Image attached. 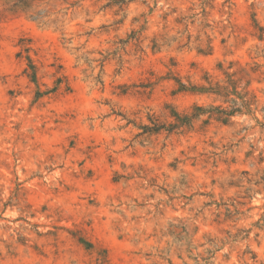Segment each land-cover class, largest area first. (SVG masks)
I'll use <instances>...</instances> for the list:
<instances>
[{
  "label": "rangeland",
  "instance_id": "374dc122",
  "mask_svg": "<svg viewBox=\"0 0 264 264\" xmlns=\"http://www.w3.org/2000/svg\"><path fill=\"white\" fill-rule=\"evenodd\" d=\"M109 1L0 0V264H264V0Z\"/></svg>",
  "mask_w": 264,
  "mask_h": 264
},
{
  "label": "trees",
  "instance_id": "16d2710c",
  "mask_svg": "<svg viewBox=\"0 0 264 264\" xmlns=\"http://www.w3.org/2000/svg\"><path fill=\"white\" fill-rule=\"evenodd\" d=\"M44 1V0H11L10 9L11 10H20L24 13L30 12L32 10H36L38 5L37 2ZM65 1V0H63ZM132 0H117L122 5ZM116 3V1L110 0L106 7H111ZM34 20H40L43 17V12L38 11L32 13L30 16ZM28 48L24 49V52H28ZM28 61V69H26V75L28 79L35 84L37 87L38 80H37V69L35 65L32 63L29 57H26ZM226 80L223 82H213L209 79V76L206 75L203 79L205 80V84L201 85H188L181 83L180 81H176L180 91H190L196 92L199 94H207L213 95L223 104H229L227 108H222L221 106L218 107H211L208 111L207 109H203L199 106L193 107V113L190 115H182L174 110H171L169 113V117L173 119V123L158 125L153 123L154 127H146L143 128L147 131H153L158 133L161 130H167V132H171L174 129L181 128V127H191L192 122L194 119L198 118L203 114H208V119H215L216 121L222 122L227 124L229 120L238 114H242L244 112H251V105L252 101L248 98V91L245 87H241L240 80L235 79L234 74H226ZM57 84H59L57 82ZM240 89V90H239ZM44 93L39 91L36 92V98H39ZM87 246H90L88 243H84Z\"/></svg>",
  "mask_w": 264,
  "mask_h": 264
}]
</instances>
